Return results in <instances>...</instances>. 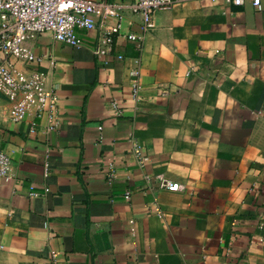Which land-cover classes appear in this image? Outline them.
Wrapping results in <instances>:
<instances>
[{
	"label": "crops",
	"instance_id": "0c3cea01",
	"mask_svg": "<svg viewBox=\"0 0 264 264\" xmlns=\"http://www.w3.org/2000/svg\"><path fill=\"white\" fill-rule=\"evenodd\" d=\"M99 1L120 18L95 17L78 47L40 33L26 44L41 61L19 63L46 75L59 130L0 103V264H264V0H184L154 12L140 46L125 36L141 32L135 0Z\"/></svg>",
	"mask_w": 264,
	"mask_h": 264
},
{
	"label": "built area",
	"instance_id": "2783aa9c",
	"mask_svg": "<svg viewBox=\"0 0 264 264\" xmlns=\"http://www.w3.org/2000/svg\"><path fill=\"white\" fill-rule=\"evenodd\" d=\"M184 0H135L130 6L132 13L141 17V32H129L126 39L140 44L146 32L154 27L152 15L154 12L170 8ZM235 6L242 5L244 0H227ZM253 6L260 9V0H252ZM116 16L120 18L117 8H104L99 0H0V103H8L9 118L17 123L32 114L37 120H44L43 132L57 131L61 127L58 115V97L54 90L47 86L44 73L33 68H23L19 63L40 62L26 44L35 39L40 33L47 32L53 39L74 47L81 45L77 30L90 29L95 25V17ZM119 32V24L115 23L100 29L92 52L96 56L108 54L113 45V36ZM122 55H117L121 59ZM130 97L136 101L139 97L138 70L129 71ZM108 106L115 114L121 113V104L112 99ZM32 120L29 132L34 133L36 122ZM99 129L101 127H98ZM1 133V126H0ZM131 138V137H130ZM132 152L136 163L142 167L148 160L142 154L140 146L132 138ZM10 158L0 147V177L5 181L10 178ZM46 174V172H45ZM113 170L108 174L111 183ZM171 191L180 188L178 182L160 184ZM31 190V196L45 194ZM130 192L125 191L124 198L129 199Z\"/></svg>",
	"mask_w": 264,
	"mask_h": 264
}]
</instances>
